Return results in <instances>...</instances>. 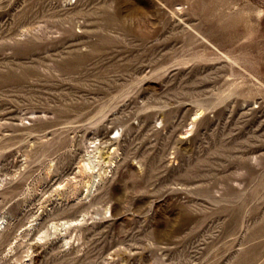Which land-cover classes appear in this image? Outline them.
Returning <instances> with one entry per match:
<instances>
[{"label":"rangeland","instance_id":"1","mask_svg":"<svg viewBox=\"0 0 264 264\" xmlns=\"http://www.w3.org/2000/svg\"><path fill=\"white\" fill-rule=\"evenodd\" d=\"M0 218V264H264V0H0Z\"/></svg>","mask_w":264,"mask_h":264},{"label":"bare ground","instance_id":"2","mask_svg":"<svg viewBox=\"0 0 264 264\" xmlns=\"http://www.w3.org/2000/svg\"><path fill=\"white\" fill-rule=\"evenodd\" d=\"M117 157V153L115 151V149L113 151H109L108 153L103 152V149L96 147L95 148V152L94 153H90L88 154L84 159H83V164L79 167V172L83 175V176H87L88 181H85L83 183V187L86 188V190L88 192L91 191L92 185L94 183L93 180L96 179V176L92 173H90L94 168H95V162L98 158H102L103 161L106 162V165L103 166L100 170L99 173V178H103L108 172L109 169L108 167L114 163V160ZM71 221H67L64 224L60 226H58L57 224H53V229L55 231H59V230H68V228L71 226ZM3 219L0 218V232H1V227L3 226ZM60 228V229H59ZM51 235V233H46V235L43 238H47ZM68 243V242H67Z\"/></svg>","mask_w":264,"mask_h":264}]
</instances>
